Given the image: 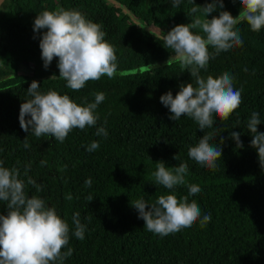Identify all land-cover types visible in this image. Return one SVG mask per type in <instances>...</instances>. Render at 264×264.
<instances>
[{"label":"trees","instance_id":"16d2710c","mask_svg":"<svg viewBox=\"0 0 264 264\" xmlns=\"http://www.w3.org/2000/svg\"><path fill=\"white\" fill-rule=\"evenodd\" d=\"M210 2L195 0L201 7ZM223 2L224 8L208 19L220 11L239 15L238 2ZM193 6L190 0H181L179 7L172 0H4L0 5V161L18 167L25 181L28 168V176L43 187L37 192L26 184V194L44 199L68 223L69 244L62 251H73L64 264H264V169L247 130L251 114L258 112L257 128L264 132V28L253 32L246 21L239 24L243 45L221 52L200 72L205 78L232 74L243 101L228 120L217 117L214 128L205 129L213 133L210 143L219 144L221 137L225 142L217 168L202 167L189 158L188 149L205 133L187 116L171 120L160 102L163 94L171 91L175 96L181 84L194 78L178 62L167 64L172 49L157 41L151 29L134 23L148 22L153 32L166 34L191 23ZM57 8L78 10L101 25L105 39L116 48L113 79L103 76L79 91L68 88L65 80L49 79L54 73L59 76L58 58L45 69L39 43L46 29L37 33L33 25L39 13ZM143 67L149 69L135 72ZM33 80L42 93L55 90L80 105L94 102L95 94L103 92L106 99L97 107L96 126L73 129L63 143L23 131L20 106L32 98L27 89ZM101 126L106 138L96 135ZM231 132L240 133L243 148H237ZM93 141L100 146L89 152ZM158 161L166 167L186 163V184L173 190L157 185L153 173ZM89 178L91 187L85 185ZM188 184L198 185L200 193L188 196ZM173 193L195 200L201 218L210 214L212 219L203 227L197 221L164 237L147 231L131 202L143 198L152 203ZM88 195L94 197L90 202ZM7 212L6 202L0 201V215ZM77 212L86 226L82 240L74 235L72 217Z\"/></svg>","mask_w":264,"mask_h":264},{"label":"clouds","instance_id":"9594fccd","mask_svg":"<svg viewBox=\"0 0 264 264\" xmlns=\"http://www.w3.org/2000/svg\"><path fill=\"white\" fill-rule=\"evenodd\" d=\"M190 2L195 5L189 10L191 23L176 25L166 34L151 29V34L157 41H164L165 48L172 49L174 55L167 64L178 62L194 78L192 83L181 84L175 96L171 91L163 94L160 102L169 109L171 120L178 121L187 116L205 133V129L214 128L215 118L228 120L243 101L242 89L234 86L232 74L225 72L218 77L205 78L200 72L206 71L210 59L221 52L243 45L239 24L246 21L253 32L264 28V0H232L241 5L238 16L220 11L211 19L207 18L209 14L224 8L223 0H211L203 7L195 4V0ZM180 3L181 0H172L173 7H179ZM43 29L46 31L42 33L39 47L45 69L58 58L59 76L54 73L49 79L65 80L68 88L79 91L89 81L100 80L103 76L113 79L117 74L116 48L105 39L101 25L86 19L82 12L64 8L44 10L36 16L33 25L34 32ZM194 29L198 31L194 32ZM209 47L214 52H210ZM39 88V82L33 80L27 89L32 98L20 106L19 123L23 131H31L37 138L53 137L63 143L73 129L96 126L99 120L97 107L106 99L103 92L95 94L94 102L80 105L67 94L61 95L55 90L42 93ZM260 123L259 113L253 112L247 130L252 135L250 146L257 150L259 164L264 169V132L257 128ZM96 135L106 138L108 132L101 126ZM213 138L212 132H206L188 149V156L198 165L215 170L217 160L222 159L221 145L225 138L221 137L220 143L215 145L210 143ZM230 138L236 141L237 148H243L240 133L231 132ZM24 146H29L26 138ZM99 146L98 141H93L87 151L93 152ZM173 159H177V155ZM156 168L153 176L157 185L173 190L186 184L189 170L186 163L166 167L163 161H158ZM24 176L26 181L21 178L18 167L8 168L0 161V201L6 202L8 209L7 215H0V264H64L73 251L71 248L62 251L69 244V225L54 207L46 205L44 199L26 194V184L34 186L37 192L43 186L28 176V168H25ZM85 185L91 187L90 178ZM187 186L188 196H196L201 191L196 184ZM188 196L178 198L174 193L164 194L152 203L140 198L131 204L138 211V219L144 221V228L164 237L190 229L197 221L203 227L212 219L210 214L201 218L199 205L195 200L189 202ZM93 198L92 195L86 197L88 202ZM79 217L77 212L72 220L74 235L82 240L86 226Z\"/></svg>","mask_w":264,"mask_h":264},{"label":"rangeland","instance_id":"374dc122","mask_svg":"<svg viewBox=\"0 0 264 264\" xmlns=\"http://www.w3.org/2000/svg\"><path fill=\"white\" fill-rule=\"evenodd\" d=\"M135 24L137 25H140V26H144V27H147L148 29H152V31L155 29L150 23L148 22H144V21H138V20H135L134 21ZM149 69L148 67H143V68H140L138 70H136L135 72H143L145 70ZM134 72V73H135Z\"/></svg>","mask_w":264,"mask_h":264},{"label":"water","instance_id":"95a60500","mask_svg":"<svg viewBox=\"0 0 264 264\" xmlns=\"http://www.w3.org/2000/svg\"><path fill=\"white\" fill-rule=\"evenodd\" d=\"M4 0H0V5L3 3Z\"/></svg>","mask_w":264,"mask_h":264}]
</instances>
